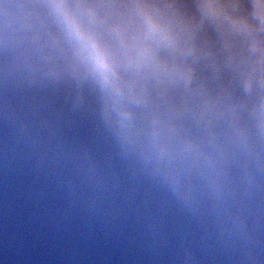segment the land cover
Masks as SVG:
<instances>
[{
    "label": "clouds",
    "instance_id": "obj_1",
    "mask_svg": "<svg viewBox=\"0 0 264 264\" xmlns=\"http://www.w3.org/2000/svg\"><path fill=\"white\" fill-rule=\"evenodd\" d=\"M0 264H264V0H0Z\"/></svg>",
    "mask_w": 264,
    "mask_h": 264
}]
</instances>
